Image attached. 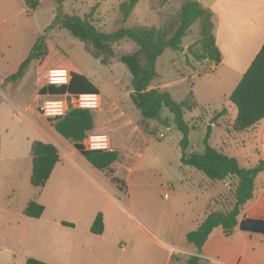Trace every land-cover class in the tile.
Listing matches in <instances>:
<instances>
[{
    "label": "rangeland",
    "instance_id": "374dc122",
    "mask_svg": "<svg viewBox=\"0 0 264 264\" xmlns=\"http://www.w3.org/2000/svg\"><path fill=\"white\" fill-rule=\"evenodd\" d=\"M124 1L127 0H63L62 9L81 18L88 16L98 29L112 32L120 26H159L177 13L183 0H168L164 4L161 0H138L128 19L121 22L120 4ZM198 1L206 3V0ZM38 10L36 39L47 36L49 59L46 67L59 63L70 72L69 65H72L100 90L99 106L89 107L95 131L87 134L85 144L88 145L90 135L106 134L110 148L116 149L119 157L109 169L97 171L103 174L104 180L96 179V182L105 194L94 189L83 177L58 185V170L63 167L92 174L87 171L89 165L80 154L74 158L65 155L66 145L70 143L47 122L53 115L44 113V104L49 99L66 100L69 106L80 103L78 99L64 96L38 95V83H49V68L43 70L41 67L43 71L37 77L42 61L31 60L22 82L11 91L7 89L11 94L7 91L4 94L0 89V264H25L27 257L46 261L45 252L55 248L58 241V230L47 225L50 221L64 219L82 225L83 217L76 213L79 205L97 209L105 216L106 264H185L182 253L170 257V244L194 249V245L187 242L186 233L196 228L205 213L232 208L237 181L212 180L201 171L181 164L182 134L166 107L161 109L158 118H143L130 97V72L118 60L120 55L135 50L133 41L123 39L114 43V57L105 65L88 53L83 42L66 29L54 27L45 32L55 15L54 0H41ZM201 31L202 21L196 20L182 39L183 50L166 48L157 57L156 76L150 87L168 91L177 102L191 93L195 107L184 114L191 126L187 152H202L207 127L211 125L207 143L222 149L228 156H238L239 160L235 158L241 166L252 167L257 163L252 153L254 142L235 143L221 125L211 121L215 112L224 108L228 118L224 125L230 126L229 118L235 117V107L228 99L218 100L207 85L201 84L196 92L192 86L195 79L190 76V65L195 64L194 68L201 72L204 61H194L187 47H201ZM5 95L20 105L13 104ZM135 124L140 130L137 128L134 132ZM35 140L54 143L61 162L54 167L39 196L38 200L44 205L41 217L22 219L28 198L38 196L29 182L31 144ZM113 176L124 182L121 189L112 181ZM76 184L81 185V190L75 188ZM24 221L29 227L26 242L22 243L14 223ZM215 230L218 233L221 229Z\"/></svg>",
    "mask_w": 264,
    "mask_h": 264
},
{
    "label": "trees",
    "instance_id": "16d2710c",
    "mask_svg": "<svg viewBox=\"0 0 264 264\" xmlns=\"http://www.w3.org/2000/svg\"><path fill=\"white\" fill-rule=\"evenodd\" d=\"M138 0H127L120 4L121 22H125ZM168 0H161L166 3ZM55 15L45 32L60 27L66 29L73 37L83 42L85 50L102 64H109L114 57L112 45L123 39L134 42L136 48L133 52L122 54L118 60L126 65L130 72V97L135 107L141 112L144 119L158 118L160 111L166 107L173 115V122L181 132L180 162L185 166L195 168L212 180H236L234 190L235 202L231 209L216 210L207 213L205 218L194 229L186 233V240L200 251L208 235L215 227H221L224 234L232 235L245 210L246 205L254 198L255 179L264 170V161L260 159L252 167H243L237 159L228 156L222 149H217L207 143L211 125L207 127L202 152H187L188 133L191 128L185 121L184 114L195 107L191 93L188 98L177 102L173 100L168 91L150 88L152 80L156 76L155 62L166 48L183 50L182 39L189 32L196 20L202 21V44L199 48L192 45L187 47V53L194 61H208L219 63L221 52L219 51L213 32V13L204 8L198 1L183 0L175 15H171L159 25H136L131 27L120 26L112 32L98 29L91 23L88 16L81 18L77 15L63 12V0H54ZM29 8H36L40 0H25ZM59 54V53H55ZM49 59L47 36L38 37L30 49L28 56L21 62L16 72L8 75L6 80L15 81L23 76L27 65L31 60L42 61L40 72L46 67ZM55 64V63H54ZM59 63L50 66L51 69H65ZM43 70H42V68ZM65 67V68H64ZM70 79L67 83L54 84L39 82L38 95L49 96H79L81 94H99L97 85L84 73L69 65ZM228 100L236 107L237 114L230 126L229 133L247 131L259 120L264 118V41L251 62L248 69L242 75L240 81L228 96ZM225 115V109L216 111L212 122L218 124L217 119ZM224 118V117H223ZM227 119V118H226ZM50 125L64 139L69 141L76 151L96 170L104 171L118 159L119 152L116 149H91L84 140L90 130L94 128L93 113L90 108L69 106L63 115L47 118ZM168 124L167 120L164 121ZM193 128V126H192ZM32 169L29 182L36 194L45 186L54 166L60 161V153L55 144L48 141L35 140L31 144ZM117 186L121 189L124 182L113 176ZM44 211V206L36 198H31L23 208V214L32 218H39ZM63 225L73 226L72 223L62 221ZM104 230L103 214L98 212L90 226V232L102 234ZM199 257L191 255L185 264H197ZM25 264H50L35 257H28Z\"/></svg>",
    "mask_w": 264,
    "mask_h": 264
},
{
    "label": "crops",
    "instance_id": "0c3cea01",
    "mask_svg": "<svg viewBox=\"0 0 264 264\" xmlns=\"http://www.w3.org/2000/svg\"><path fill=\"white\" fill-rule=\"evenodd\" d=\"M199 3L213 13V32L216 45L221 52V61L217 64L204 61L200 66L203 67L201 72L196 67L194 68L195 64L192 63L190 65V76L195 79L192 86L196 92L201 84L207 85L211 93L218 97V100L220 98L228 99L229 94L238 84L263 44L264 0H206L205 5ZM40 5L41 0L36 8L27 7L25 0H0V89L4 94L7 89L11 91L24 79L25 73L15 81H8L6 77L17 71L36 41L35 15L38 13ZM53 17L54 14L52 19ZM97 95L100 96L102 101L100 90ZM7 98L11 99L13 104L20 105L18 101L15 102L9 96ZM234 118H229V121L232 122ZM227 121L228 118H220L218 125L224 128L229 137L235 140V143H244L246 140L254 142L252 153L255 155L256 162L260 159L264 161V118L247 131L234 134L227 131V126L224 125ZM137 128L139 129L135 124L133 131L135 132ZM93 131H95V125L88 133ZM65 152V155L71 158L79 154L71 143L66 145ZM238 155L240 156V153ZM235 157L239 160L238 156ZM88 165L87 171L92 174L91 176L83 170H65L64 167L62 170H58V185L61 186L65 180L69 182L77 179V177H83L94 189L105 194L96 182V179L104 180L103 174L97 172L99 170H93L89 163ZM78 187L81 190V185L76 184L75 188L78 189ZM43 188L35 197L39 203L41 202L38 199ZM31 198H28V200ZM79 206L80 208L76 210V213L83 217L82 225L70 219L53 220L47 225L58 230V241L55 248H50L49 251L45 252V262L50 264H106L107 247L104 230L102 234L90 232V226L98 210ZM206 215L207 213H205ZM246 217L264 220V170L258 173L255 179L254 198L246 205L240 220ZM21 218L28 219L32 217L23 214ZM62 221L70 222L73 226L63 225ZM103 221L105 229L106 220L104 215ZM14 224L19 241L26 242L29 223L24 221ZM216 228L218 227H215L208 235L200 251L195 246L192 249L170 244V257L172 258L174 253L179 252L184 255V263L191 255H197L199 257L197 264L199 261H202L203 264H264V234L243 231L237 226L235 232L227 236L221 227V230H217L218 233L214 232Z\"/></svg>",
    "mask_w": 264,
    "mask_h": 264
},
{
    "label": "built area",
    "instance_id": "2783aa9c",
    "mask_svg": "<svg viewBox=\"0 0 264 264\" xmlns=\"http://www.w3.org/2000/svg\"><path fill=\"white\" fill-rule=\"evenodd\" d=\"M59 71L62 72L63 75L55 74ZM48 75L50 77L49 83H54V84L67 83L70 79V72L69 71L66 72V69H51L48 71ZM95 95L96 94H81L79 96H72L70 98H72V100L78 99L80 104L77 107H85V108L98 107L99 104L97 105L95 99H92V97ZM68 107L69 105L66 100L49 99L45 101L44 113L46 115H53V116L63 115L68 109ZM86 138L84 142L86 141ZM109 145H110V140L106 134H93L88 137V145L86 146L91 149H111Z\"/></svg>",
    "mask_w": 264,
    "mask_h": 264
},
{
    "label": "water",
    "instance_id": "95a60500",
    "mask_svg": "<svg viewBox=\"0 0 264 264\" xmlns=\"http://www.w3.org/2000/svg\"><path fill=\"white\" fill-rule=\"evenodd\" d=\"M229 180V177H226ZM238 227L243 231L260 232L264 234V220L260 218H243L239 221Z\"/></svg>",
    "mask_w": 264,
    "mask_h": 264
},
{
    "label": "bare ground",
    "instance_id": "6f19581e",
    "mask_svg": "<svg viewBox=\"0 0 264 264\" xmlns=\"http://www.w3.org/2000/svg\"><path fill=\"white\" fill-rule=\"evenodd\" d=\"M60 71H62V70H60ZM57 72V73H55L56 75H63V73L62 72ZM68 70L66 69V72H67ZM92 99H95V102H96V104L98 105L99 104V102H100V96L99 95H95V96H93L92 97Z\"/></svg>",
    "mask_w": 264,
    "mask_h": 264
}]
</instances>
